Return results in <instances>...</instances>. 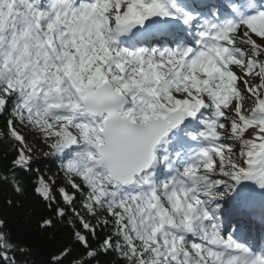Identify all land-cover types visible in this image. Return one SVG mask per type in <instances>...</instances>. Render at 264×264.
<instances>
[{"label": "snow or ice", "instance_id": "6c2138e0", "mask_svg": "<svg viewBox=\"0 0 264 264\" xmlns=\"http://www.w3.org/2000/svg\"><path fill=\"white\" fill-rule=\"evenodd\" d=\"M0 118V264H264V0H0Z\"/></svg>", "mask_w": 264, "mask_h": 264}, {"label": "trees", "instance_id": "16d2710c", "mask_svg": "<svg viewBox=\"0 0 264 264\" xmlns=\"http://www.w3.org/2000/svg\"><path fill=\"white\" fill-rule=\"evenodd\" d=\"M3 133V119L0 118V134ZM29 142L36 146L37 150L33 154L34 160H39L40 163L33 165L34 168H40L41 172L51 176L55 172V166L50 165L48 158L43 155L45 150L41 145L36 144L29 137ZM11 140H3L0 142V163L4 162L3 157L9 150ZM13 200L19 207H8L6 201ZM49 215L45 204L31 191L19 196L14 193L12 187L3 180L0 174V218L8 221V227L12 230L15 238L20 240H32L38 238L37 234L39 229L37 222L41 217ZM61 235H64L62 233ZM33 258L36 259L38 264L47 257L48 246L41 241L38 245H33Z\"/></svg>", "mask_w": 264, "mask_h": 264}, {"label": "rangeland", "instance_id": "374dc122", "mask_svg": "<svg viewBox=\"0 0 264 264\" xmlns=\"http://www.w3.org/2000/svg\"><path fill=\"white\" fill-rule=\"evenodd\" d=\"M32 138V140L34 141V142H36V138L35 137H31ZM36 144H37V142H36Z\"/></svg>", "mask_w": 264, "mask_h": 264}]
</instances>
